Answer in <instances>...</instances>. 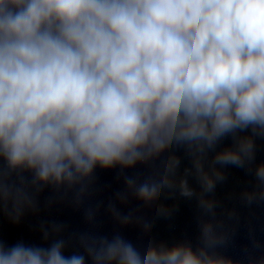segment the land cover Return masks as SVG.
<instances>
[{
  "label": "clouds",
  "instance_id": "1",
  "mask_svg": "<svg viewBox=\"0 0 264 264\" xmlns=\"http://www.w3.org/2000/svg\"><path fill=\"white\" fill-rule=\"evenodd\" d=\"M249 126L264 134V0H0V156L34 172L33 183L71 186L97 164L131 167L173 143L203 155ZM253 149L243 139L213 163L244 167ZM179 163L170 158L137 195L151 201L174 187ZM194 166L205 193L224 178L199 156ZM256 176L264 183V165ZM179 189L195 195L187 179ZM0 195L12 192L0 185ZM202 233L198 252L149 246L141 257L116 236L89 253L94 264H231L206 250L223 242L210 223ZM63 247L0 246V264H85Z\"/></svg>",
  "mask_w": 264,
  "mask_h": 264
}]
</instances>
